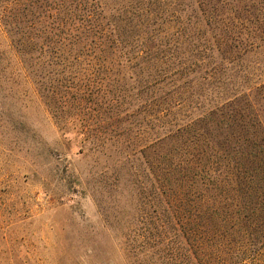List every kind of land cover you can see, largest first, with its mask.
I'll return each mask as SVG.
<instances>
[{
    "label": "trees",
    "instance_id": "16d2710c",
    "mask_svg": "<svg viewBox=\"0 0 264 264\" xmlns=\"http://www.w3.org/2000/svg\"><path fill=\"white\" fill-rule=\"evenodd\" d=\"M256 5L0 0L24 67L61 117L81 118L92 150L111 137L135 142L140 134L129 132L145 123V204L184 225L199 264L264 261V4Z\"/></svg>",
    "mask_w": 264,
    "mask_h": 264
},
{
    "label": "rangeland",
    "instance_id": "374dc122",
    "mask_svg": "<svg viewBox=\"0 0 264 264\" xmlns=\"http://www.w3.org/2000/svg\"><path fill=\"white\" fill-rule=\"evenodd\" d=\"M59 112L0 23V264H199L184 225L145 204V123L96 152Z\"/></svg>",
    "mask_w": 264,
    "mask_h": 264
}]
</instances>
